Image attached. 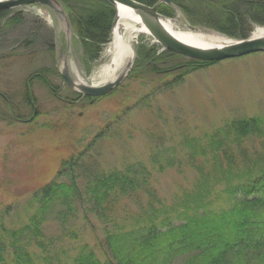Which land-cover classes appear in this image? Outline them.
<instances>
[{
  "label": "rangeland",
  "instance_id": "1",
  "mask_svg": "<svg viewBox=\"0 0 264 264\" xmlns=\"http://www.w3.org/2000/svg\"><path fill=\"white\" fill-rule=\"evenodd\" d=\"M10 10L21 21L0 30V226L13 228L26 220L34 191L54 179L61 162L77 153L82 157L77 170L81 189L99 172L145 166L157 196L171 203L183 190L192 189L198 177L187 140L205 141L235 118L264 116V51L218 61L173 83L174 73H151L147 67L170 69L189 58H144L139 55L142 47L154 48L156 54L165 49L151 35L141 34L132 67L112 91L74 99L75 90L61 76L64 63L76 81L105 83L98 72L108 60L113 28L99 58L89 62L72 28L67 35L63 18L49 8L30 4ZM167 18L176 31L238 39L192 25L177 9ZM39 70L54 84L55 95L33 78L35 103L26 105L24 83ZM249 139L242 146L260 149L259 138ZM146 200L147 196L122 199L117 208L128 217ZM225 202L221 195L211 204ZM86 209L84 202L79 204L67 226L108 259L102 245L108 218L106 222ZM58 224L49 221L51 234L58 233Z\"/></svg>",
  "mask_w": 264,
  "mask_h": 264
},
{
  "label": "trees",
  "instance_id": "2",
  "mask_svg": "<svg viewBox=\"0 0 264 264\" xmlns=\"http://www.w3.org/2000/svg\"><path fill=\"white\" fill-rule=\"evenodd\" d=\"M137 1L153 5L158 0ZM59 2L83 59L97 60L110 39L115 7L106 0ZM173 4L190 24L233 38H246L255 26H264V0H173ZM157 10L167 17L175 12L164 2ZM10 11L0 10V30L21 21ZM139 55L159 58L177 53L156 54L154 48L142 47ZM215 63L189 58L170 69L156 64L147 68L151 73H174L173 83H180L190 72ZM33 78L55 95L44 72L32 73L22 95L30 106L35 103ZM73 95L91 99L76 91ZM249 138H259L260 149L242 146ZM186 145L198 177L192 189L183 190L171 203L157 196L145 166L99 172L81 189L77 170L82 157L71 155L61 162L54 179L34 191L26 220L13 228L0 226V264H264V116L232 119L207 140H187ZM216 195H224L226 202L213 206ZM143 196L146 204L136 214L122 217L119 202ZM82 202L87 212L104 216L106 222L108 218L102 240L108 259L67 226ZM52 220L60 226L55 235L49 231Z\"/></svg>",
  "mask_w": 264,
  "mask_h": 264
},
{
  "label": "water",
  "instance_id": "3",
  "mask_svg": "<svg viewBox=\"0 0 264 264\" xmlns=\"http://www.w3.org/2000/svg\"><path fill=\"white\" fill-rule=\"evenodd\" d=\"M106 1L113 5L116 9V13L112 21V28L119 18V6L127 7L138 14L141 23L147 28L148 34L151 35L158 44H160L164 49H168L188 58L218 62L228 58H236L264 51V36H252V34L246 38L230 39L228 43L216 47L204 48L192 46L180 41L173 36L167 28H165L161 19L167 17L158 12L157 4L148 5L137 0ZM161 1L171 4V0ZM30 4L45 6L52 10L55 14L59 15L63 18L66 34L68 35L70 33V22L59 0H0V10H9ZM135 54L124 72L117 75L113 80L107 81L103 84H86L81 81H76L69 73L66 63H64L61 70V76L69 87L82 95L90 97L102 96L112 91L126 77L132 67Z\"/></svg>",
  "mask_w": 264,
  "mask_h": 264
},
{
  "label": "bare ground",
  "instance_id": "4",
  "mask_svg": "<svg viewBox=\"0 0 264 264\" xmlns=\"http://www.w3.org/2000/svg\"><path fill=\"white\" fill-rule=\"evenodd\" d=\"M161 22L173 36L192 46L216 47L228 43L230 40L218 34L176 31L169 18H162ZM141 34H148V30L141 23L138 14L127 7L119 6V18L113 27L112 38L107 47L108 60L98 72L101 81H111L127 69L133 59ZM252 36H264V26H257L252 32Z\"/></svg>",
  "mask_w": 264,
  "mask_h": 264
},
{
  "label": "flooded vegetation",
  "instance_id": "5",
  "mask_svg": "<svg viewBox=\"0 0 264 264\" xmlns=\"http://www.w3.org/2000/svg\"><path fill=\"white\" fill-rule=\"evenodd\" d=\"M161 2H163V1H161V0H158L155 4H157V5H159V3H161ZM169 5V4H168ZM174 9H177V10H179L174 4H173V0H171V4H170Z\"/></svg>",
  "mask_w": 264,
  "mask_h": 264
}]
</instances>
